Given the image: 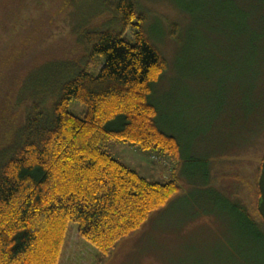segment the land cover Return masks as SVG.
<instances>
[{"label":"trees","instance_id":"trees-1","mask_svg":"<svg viewBox=\"0 0 264 264\" xmlns=\"http://www.w3.org/2000/svg\"><path fill=\"white\" fill-rule=\"evenodd\" d=\"M83 1L90 0H57L55 11ZM110 1V21L91 25L79 20L72 28L81 56L15 75L12 67L21 63L26 46L42 44L37 41L48 37L49 27L9 46L24 29L14 31L26 0H0V69L7 68L0 72V264H59L73 223L102 263L179 190L176 178L151 182L103 148L113 140L174 160L179 156V144L158 128L149 101L166 61L144 28L137 0ZM187 5L178 3L187 14L215 17L225 32L218 45L227 72L221 125L233 129L227 142L252 144L264 133V0H195ZM37 18L33 20L43 15ZM170 27L175 33V25ZM129 28L131 39L123 36ZM89 66L98 73L87 72ZM71 99L86 107L84 117L69 111ZM259 172L260 166L247 186L252 211L241 198L221 203L223 198L216 196L210 203L234 214L237 228L264 245L257 210Z\"/></svg>","mask_w":264,"mask_h":264},{"label":"rangeland","instance_id":"rangeland-1","mask_svg":"<svg viewBox=\"0 0 264 264\" xmlns=\"http://www.w3.org/2000/svg\"><path fill=\"white\" fill-rule=\"evenodd\" d=\"M194 2L137 0L144 28L167 64L160 80L152 86L149 101L156 109L158 128L179 144L178 159L141 150L127 142L111 140L103 146L112 158L151 182L176 178L178 192L164 207L151 213L139 230L120 240L102 263L98 262V251L78 236L73 223L59 264H264V245L249 240L248 232L237 228L234 214L210 203L216 196L223 198L221 203L241 198L252 211L255 204L247 186L254 182L264 159V133L249 145L227 142L234 132L221 125L227 72L220 63L223 60L218 59L224 50L218 45L225 32L215 17L199 16L197 11L187 14L178 6L188 4L186 8H190ZM57 3L26 0L14 31L24 29L9 46L15 47L25 35L45 32L49 27L48 37L39 38L37 44L43 42L34 48V43L26 46L21 63L12 67L15 75L32 66V71L34 66L44 69L68 56H81L82 50L75 43L77 37L71 34L77 21L91 25L110 21V0L83 1L61 12L55 11ZM45 9L43 18L33 20L40 18ZM47 21L49 26L45 25ZM172 24L175 33L171 31ZM132 33L129 28L123 36L131 39ZM6 34H2L5 41ZM1 67L0 72H6V66ZM98 70L86 67L93 75ZM69 111L82 118L86 107L71 99Z\"/></svg>","mask_w":264,"mask_h":264},{"label":"water","instance_id":"water-1","mask_svg":"<svg viewBox=\"0 0 264 264\" xmlns=\"http://www.w3.org/2000/svg\"><path fill=\"white\" fill-rule=\"evenodd\" d=\"M257 186L260 194L257 210L264 223V159L260 165V172L257 179Z\"/></svg>","mask_w":264,"mask_h":264}]
</instances>
